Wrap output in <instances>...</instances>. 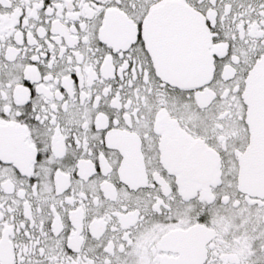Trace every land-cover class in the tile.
I'll list each match as a JSON object with an SVG mask.
<instances>
[{
  "label": "snow or ice",
  "instance_id": "snow-or-ice-1",
  "mask_svg": "<svg viewBox=\"0 0 264 264\" xmlns=\"http://www.w3.org/2000/svg\"><path fill=\"white\" fill-rule=\"evenodd\" d=\"M0 264H264V0H0Z\"/></svg>",
  "mask_w": 264,
  "mask_h": 264
}]
</instances>
